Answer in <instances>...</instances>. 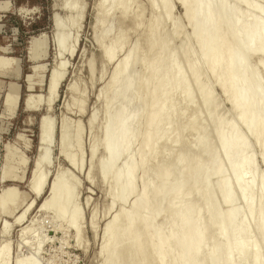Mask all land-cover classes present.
Masks as SVG:
<instances>
[{"label": "bare ground", "instance_id": "1", "mask_svg": "<svg viewBox=\"0 0 264 264\" xmlns=\"http://www.w3.org/2000/svg\"><path fill=\"white\" fill-rule=\"evenodd\" d=\"M137 1L94 0L93 3V14L98 12V17L91 23L92 30L110 14L114 15L117 25L108 45L99 49L102 63H113L117 51L124 50V53L114 61L107 84L95 95V101L100 103L102 125L100 136L90 140L89 164L84 177L91 182L92 174L96 173L107 190L106 211L109 212L114 204L127 201L134 190L136 175L143 176L153 159L155 172L142 181L139 193L132 197L127 210L117 208L107 218L94 255L100 259L99 264H264V176L257 173L258 165L264 166V22L240 11L241 6H248L256 16L263 14L253 4L259 0H252L253 3L173 0L183 9L182 20L189 27L188 36L178 32V21L171 18L172 0H158L160 14L155 12L153 0H146L150 16L144 24L143 38L124 49L129 29L122 28L121 24L129 21L134 31L141 26L143 14ZM53 6L72 13L65 20L56 13L51 16L58 51L72 54L83 6L73 0H61ZM161 20H170L172 38L161 30ZM111 29L107 26L103 30L96 40L97 46L105 42ZM71 32L73 36L69 39ZM173 39L178 41V50L168 46ZM178 55L188 65V76L181 69ZM9 59L0 57L1 71L5 61L11 62ZM92 61L88 62L90 74L94 71ZM63 66L64 63L60 64L50 76L44 104L47 111L64 76ZM136 66L141 70L138 67V73H131ZM202 74L206 75L205 79L201 78ZM71 83L65 86L67 93L75 91ZM213 85L229 104L234 121L215 117L219 105L210 99ZM5 96L4 107L12 109L17 101L12 85ZM28 96L23 101V110H37L40 99L34 102ZM195 98L203 107L207 121L193 127L199 112L189 108ZM115 103L120 105L113 111L111 105ZM73 105L76 112L83 110L82 99L73 100ZM97 110L87 116L90 129L98 118ZM46 119L41 117L38 138L47 147L35 161L36 165L46 166L49 162L47 148L52 126ZM62 120L59 154L78 170L82 160L75 162L65 148L66 133L72 127ZM207 122H212L210 136ZM80 131L75 125L78 150ZM134 142L137 148L132 154L130 148ZM161 142L168 144V151L162 157L151 158ZM98 150L102 155L96 158ZM10 156L6 150L7 163L13 160ZM171 157L173 160L168 164ZM2 178L4 172L0 175ZM31 182V192L37 196L45 184V175L39 174ZM76 186V181L57 172L47 198L39 204V211H47L63 221L73 233L75 248L81 250L84 247L81 246L80 212L75 203ZM25 196L18 203L7 202L9 198L0 199V215L11 216ZM30 204L14 218L11 216L12 224L22 221ZM95 214H90L92 233ZM200 216H204L202 222H198ZM5 223L3 232L8 227ZM39 238L29 254L38 253L42 241ZM208 241L210 246L206 248ZM4 244L0 246V264H5L8 257L9 245ZM29 254L13 262L40 264Z\"/></svg>", "mask_w": 264, "mask_h": 264}, {"label": "rangeland", "instance_id": "2", "mask_svg": "<svg viewBox=\"0 0 264 264\" xmlns=\"http://www.w3.org/2000/svg\"><path fill=\"white\" fill-rule=\"evenodd\" d=\"M73 1L83 6V13L79 22V30L76 33L77 39L74 51L72 54H69L67 53L68 51L62 53L58 51L52 35L51 16L56 13L59 18L65 20L72 14L64 10L62 11L60 7L53 6V3L59 4L61 0H0V57L4 60H8L9 58L11 60L10 63L5 61L3 63V66H5L3 71L0 70V175L4 172V178L0 180V193L2 195H0V199L5 200L9 198L7 202L14 201L18 203L22 195L25 196L24 194H26L25 199L23 198L24 200L21 201L22 203L19 202V206L14 210L15 212L13 211L12 218L17 216L16 214H19L20 210L28 203H31L29 210L18 225L11 223L13 220L11 218L12 215H0V246H3L4 243L9 245V251L6 254L8 257L6 256L5 258V262H8V264H13L22 255H28L29 251H32L36 244L37 236L38 238H43H39L42 240L40 249L38 253L32 255V252H30V254L40 264H99L100 259L95 257L94 253L101 242V231L107 218L117 208L127 210L129 202L139 193L142 181L150 178L155 172L152 164L153 159L150 160L151 166L149 164L150 167L148 166L143 176L136 175L134 190L129 194L127 201L114 204V207L112 206L109 212L106 211V206L109 202L107 190L99 181L96 173L92 174L91 182L85 180L84 176L89 164L88 148L90 140L92 137L98 138L100 136L99 131L102 125L99 109L100 103L99 101H95V95L101 86L107 84V80L114 70V61L120 59L124 50L115 53L113 63L110 62L104 65L99 57V49L106 47L108 41L114 35L117 26L115 17L110 14L92 30L90 28L91 23L94 21L93 19L98 17V12H94L93 14L94 10L92 7L94 0ZM245 1L246 3H253L252 0ZM137 2L143 14L140 19L141 26L137 31H134L131 29L129 21L126 20L121 24L122 28L129 29L128 40L124 49L129 47L134 41L142 40L143 36L141 35L145 27L144 24L150 16L148 2L146 0H138ZM153 4L155 5V12L160 14L162 10L158 6V0H153ZM171 4V18L178 21V32L188 36L189 27L182 20V7L173 0ZM253 4L259 6L263 10V14L256 16L255 12L248 8V6H241L240 11L251 14L258 21L264 22V0L254 1ZM170 25V20H161V30L172 38ZM107 26L112 27L111 32L105 42L99 47L96 44V40ZM72 36L73 33L71 32L69 39ZM168 46L178 50V41L173 39L171 42L169 41ZM194 55L191 57L192 60L196 58V55ZM177 60L180 62L181 69H183L185 75L188 76L187 63L182 62L180 55L177 56ZM89 61L94 63V65L92 64L94 71H92L95 74L92 72L91 75L88 71ZM62 63H64L63 67L65 68V71L63 68L64 76L57 87L51 106L47 111L44 104H46V99L48 98L50 76ZM101 68L104 72L102 77H99ZM137 69L141 70V67L136 66V68H133L134 72L132 71L131 73H138ZM205 77L206 75L202 74L201 78L205 79ZM69 82H72L71 85H73L75 90L72 93H67L65 90V86ZM9 85L15 88L17 94V101L12 109L4 107L5 95H7ZM191 90L194 92L192 85ZM28 95H30L31 101L35 102L40 99L41 106L38 108L39 110H23V101L29 98ZM175 97H178V94H175ZM75 99H82L83 110L81 112H76V108L74 105L72 106V101ZM210 99L219 105L215 113L216 118H221L223 121L235 120L234 115L230 112L229 104L223 100L220 90L214 85L211 88ZM66 105H68L69 109ZM119 105V103L112 104L111 109L114 111ZM94 110H97L99 114L94 124L95 128L90 129L87 124V116ZM189 110H198L199 112L198 117L193 120V127L197 126L201 121H207L203 113V107L198 103L196 98ZM40 116L42 119L43 117L44 119L47 118L46 120H49L52 126L50 143L47 148V150L49 149V152H47L49 162L46 166L44 164L36 165L35 162L41 157L42 152H45L47 147L38 138L39 134L41 136L39 132L41 130L39 127ZM62 119L69 125V128L72 127L66 133L65 148H68V153L74 156L75 162L78 159L82 160L81 167L78 170L75 165L67 162L59 154L60 145L58 140ZM75 125L79 126L81 130V147L79 150L74 140L73 128ZM211 127L212 122H207L208 133L211 132ZM208 135L210 136L211 133ZM163 143L161 142L157 146L155 153L151 154L153 156L151 158H155V156L162 157L168 151V144ZM136 148L137 142H134L130 148L132 154L136 152ZM213 148L216 150L217 146L214 144ZM6 150L12 155L10 159L13 157V160H9L8 163L4 158ZM101 155V151L98 150L96 158H99ZM172 160L173 158L171 157L167 161L168 164ZM95 161L93 164H95ZM57 172H61L65 178L72 179L77 183L75 203L80 212L81 246L84 247V249L80 248L81 250L75 248L73 233L66 228L63 221L55 218L53 214L47 211H39V204L47 198L51 182H53ZM257 173L264 176V166L259 164ZM39 174L45 175V184L40 194L35 196L31 192L30 182L31 180L34 182ZM9 190L11 191L9 192ZM92 212L94 214L96 212L94 233L90 230V214ZM203 220L204 216H200L198 222H202ZM4 222L8 226H5L7 228L6 232L2 231ZM22 230L25 231L23 232ZM70 235L72 236L70 237ZM209 246L210 242L208 241L206 248Z\"/></svg>", "mask_w": 264, "mask_h": 264}]
</instances>
